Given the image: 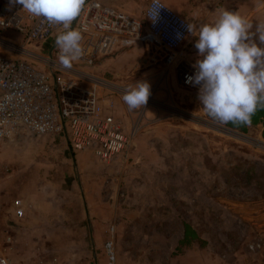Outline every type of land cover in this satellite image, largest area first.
Segmentation results:
<instances>
[{
    "label": "rangeland",
    "instance_id": "1",
    "mask_svg": "<svg viewBox=\"0 0 264 264\" xmlns=\"http://www.w3.org/2000/svg\"><path fill=\"white\" fill-rule=\"evenodd\" d=\"M118 1L128 13L141 16L149 0ZM163 1L175 10L183 2ZM16 40L22 41L23 38ZM84 41L83 38L82 43ZM41 50L47 54L48 47ZM88 52L90 47L86 48L85 54ZM103 58V55L95 54L91 63L79 62L77 67L85 73L100 75ZM186 88L199 91L198 88ZM161 107L165 111L168 109ZM170 113L171 118L157 122L153 131L144 129L137 134L141 139H151L155 146L141 148V155L147 157L130 162L120 185L118 198L123 207L120 211L122 219H136L143 223L126 228L127 232L122 233L121 253L123 249L128 254L142 253L151 243L149 236L159 240L153 244L155 248L176 253L178 249L173 248L172 240L181 236L183 223H192L199 235L207 238L203 239L201 247L218 252L230 254L239 248L246 249L249 240L251 243L261 241L264 228L254 222H264V140L254 133L222 125L205 113L194 110L191 113ZM179 121L188 125L182 127ZM61 140L65 141L63 134L13 139L20 141L17 145L22 144V147H45L49 166L54 165L51 163L53 157L63 153L54 148L59 141L63 144ZM152 148L154 150L149 153ZM65 151L64 154H70L67 148ZM113 166L115 168V164L110 168L114 169ZM112 184L116 188L115 182ZM93 206L101 207L96 203ZM67 212L66 218H59L60 209L46 212L49 217L55 214L57 217L46 221L42 235L33 236L26 244V252L15 258L23 261L37 259L43 264H105V254L95 259L91 222L89 225L86 217H76L73 203L67 206ZM103 213L109 214L110 211L104 209ZM115 213V210L111 211L113 217ZM104 231L103 241L108 236L107 230ZM168 260L160 258L159 261L169 264ZM128 261L123 257L122 264H132ZM143 261L152 264L158 259Z\"/></svg>",
    "mask_w": 264,
    "mask_h": 264
},
{
    "label": "crops",
    "instance_id": "2",
    "mask_svg": "<svg viewBox=\"0 0 264 264\" xmlns=\"http://www.w3.org/2000/svg\"><path fill=\"white\" fill-rule=\"evenodd\" d=\"M107 1L109 6L123 8L118 0ZM176 10L197 28V35L201 24L214 23L225 10L239 12L253 24L264 22V0H183ZM4 35L8 38H22L13 29L6 30ZM195 42L196 37L190 34L182 54L193 63L199 58L194 47ZM257 42L259 43L258 38ZM103 56L104 61L99 68L101 72L97 76L109 83V88L104 90L106 98H111L114 102L116 116L122 121L125 130L136 131L130 149L110 164L101 161L92 149L72 152L65 139L61 140L63 144L59 141L54 145L55 149L63 153L53 157L51 163L54 165L49 166L45 147L43 149L41 146L37 148L17 145L20 141L13 139L20 137L18 135L6 141L0 147V247L8 246L11 257L21 262L26 261L17 259L26 252V244L30 243L33 236L42 235L47 226L46 221L57 217L56 214L49 217L46 212L60 209L59 218H66L67 206L73 203L76 217H86L89 225L91 222L95 259H99L100 254H105V264V243L111 237L115 239L118 264H122L123 257L132 264H144L143 260L146 259H158V262L152 264H166L161 263L160 258L169 259V264H264V237L257 243L249 240L246 249L239 248L228 254L201 247L203 239H207L202 235L195 241L183 244L185 229L181 236L173 237L172 240L173 248L177 247L178 253L155 248L153 244L159 240L152 236H149L151 243L143 250L144 253L128 254L124 249L121 253L122 233L127 232L126 228L137 227L139 223L143 225L136 219H122L120 211L123 207L118 198L120 185L130 168V162L147 157L141 155L144 145L147 148L155 146L151 139H141V135L137 137L140 131L147 129L150 132L157 122L171 118L170 112L174 115L175 112L191 113L194 110L199 114L205 113L206 116L207 113L198 100L199 91H191L179 85L175 65H165L162 60H149L148 50L142 43L136 42L130 47L111 50ZM137 81H146L151 85V101L148 100L144 109L129 110L122 97L125 90L129 86H135ZM161 106L168 108L167 111ZM179 123L182 127L188 125L185 121ZM244 133H254L264 140V121L251 123ZM66 148L69 155L64 154ZM153 150L154 148L148 151L151 153ZM112 164H115L116 169L114 166V169L110 168ZM114 182L116 188L113 187ZM94 203L101 207L97 209L93 206ZM104 209L110 213H103ZM18 210H22L21 215ZM112 210L118 213L114 217L111 215ZM255 223L264 228V222L255 221L254 225ZM188 224L194 227L192 223ZM104 229L108 233L105 241ZM162 252L165 254L162 255Z\"/></svg>",
    "mask_w": 264,
    "mask_h": 264
},
{
    "label": "built area",
    "instance_id": "3",
    "mask_svg": "<svg viewBox=\"0 0 264 264\" xmlns=\"http://www.w3.org/2000/svg\"><path fill=\"white\" fill-rule=\"evenodd\" d=\"M160 2L165 6L153 23L147 18L152 0L141 16L101 0H86L84 11L72 26L81 30L86 40L82 43L84 55L68 70L59 64L60 49L55 43L56 36L64 31L62 25L49 26L21 5L10 9L9 0H0V147L17 135L63 134L71 150L92 149L106 163L125 154L136 131L127 132L116 116L115 104L104 92L109 83L79 70L77 64L91 63L95 54L104 55L136 42L146 47L149 60L175 65L182 86L199 89L186 82L196 69L182 55L191 21L165 1ZM9 29L19 32L23 40L5 37ZM44 46L48 47L47 54L41 50ZM105 250L107 264H118L114 238L107 240ZM8 251V246L0 247V264H43L37 259L18 261Z\"/></svg>",
    "mask_w": 264,
    "mask_h": 264
},
{
    "label": "clouds",
    "instance_id": "4",
    "mask_svg": "<svg viewBox=\"0 0 264 264\" xmlns=\"http://www.w3.org/2000/svg\"><path fill=\"white\" fill-rule=\"evenodd\" d=\"M16 5L49 26L62 25L64 31L55 40L62 68L70 70L83 58L82 31L72 26L86 0H9L10 9ZM164 6L160 0H152L147 18L157 22ZM187 31L196 37L199 58L193 64L195 74L187 76L186 82L199 87L198 100L207 115L222 125L250 126L252 116L264 108V22L253 24L239 12L225 10L214 23L201 24L198 35L191 23ZM150 95L151 85L137 81L122 98L129 110H138L145 108Z\"/></svg>",
    "mask_w": 264,
    "mask_h": 264
},
{
    "label": "trees",
    "instance_id": "5",
    "mask_svg": "<svg viewBox=\"0 0 264 264\" xmlns=\"http://www.w3.org/2000/svg\"><path fill=\"white\" fill-rule=\"evenodd\" d=\"M260 120L264 121V108H259L256 113L252 116V123L256 124L258 123ZM227 125L231 128L234 129H238L240 131L246 132L248 130V125H242V124H238V123H227ZM184 229H185V235L183 238V244H188L191 241H195L196 239H199V233L198 231L192 227L191 225H189L188 223L184 224Z\"/></svg>",
    "mask_w": 264,
    "mask_h": 264
},
{
    "label": "water",
    "instance_id": "6",
    "mask_svg": "<svg viewBox=\"0 0 264 264\" xmlns=\"http://www.w3.org/2000/svg\"><path fill=\"white\" fill-rule=\"evenodd\" d=\"M72 152H73V150H72Z\"/></svg>",
    "mask_w": 264,
    "mask_h": 264
}]
</instances>
